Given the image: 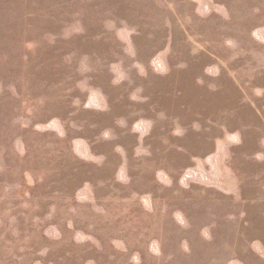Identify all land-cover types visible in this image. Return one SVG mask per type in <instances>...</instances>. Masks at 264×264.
<instances>
[{
  "label": "rangeland",
  "instance_id": "1",
  "mask_svg": "<svg viewBox=\"0 0 264 264\" xmlns=\"http://www.w3.org/2000/svg\"><path fill=\"white\" fill-rule=\"evenodd\" d=\"M0 264H264V0H0Z\"/></svg>",
  "mask_w": 264,
  "mask_h": 264
}]
</instances>
